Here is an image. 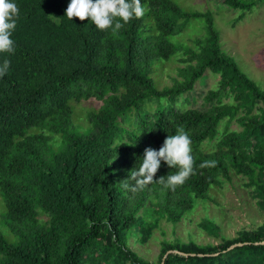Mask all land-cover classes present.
<instances>
[{
	"label": "trees",
	"instance_id": "obj_1",
	"mask_svg": "<svg viewBox=\"0 0 264 264\" xmlns=\"http://www.w3.org/2000/svg\"><path fill=\"white\" fill-rule=\"evenodd\" d=\"M257 1L221 3L244 11ZM12 2L19 8L15 52L0 53V64L10 61L0 77L1 217L12 238L0 233V264H152L130 247L129 236L147 241L160 220L176 223L231 175L246 177L264 212V90L222 51L209 11L141 0L145 15L113 33L89 19H68L70 0ZM192 17L202 19L204 35L170 40ZM176 55L183 63L175 68L179 78L156 86L153 66ZM205 70L218 78L203 101L215 103L178 108L177 96ZM86 99L99 104L84 112L81 128L71 102ZM231 120L238 128H227ZM178 126L192 141L189 179L174 191L158 183L122 189L145 147L159 149ZM205 160L217 164L200 168ZM175 171L162 162L156 178ZM197 225L220 241L162 239L158 264H264V220L232 238L209 219ZM234 243L240 244L227 248Z\"/></svg>",
	"mask_w": 264,
	"mask_h": 264
},
{
	"label": "rangeland",
	"instance_id": "obj_2",
	"mask_svg": "<svg viewBox=\"0 0 264 264\" xmlns=\"http://www.w3.org/2000/svg\"><path fill=\"white\" fill-rule=\"evenodd\" d=\"M181 9L187 11H209L212 17V26L217 31L219 44L222 51L233 58L237 67L251 78L264 90V1H257L251 9L242 11L239 8H229L221 3V0H173ZM205 33L203 21L199 17L188 20L180 35L170 37L183 38L189 43L191 36H202ZM182 41V40H180ZM180 56L165 61L160 69L153 66L150 76L158 87L170 85L173 77L179 78L175 68L183 63L179 62ZM218 76L205 70L191 90L177 96L175 105L180 109L189 107L204 109L210 103L203 101V96L209 89L216 86ZM227 100L222 97L221 101ZM73 106L72 120L81 128L85 127L84 112L88 109H96L98 100L86 99L79 102H71ZM226 119L219 123V130L224 127ZM227 128H238L234 120L227 124ZM212 143L208 146L210 147ZM246 177L231 175L229 180L222 179L219 186L210 188L209 197L197 198L191 208L186 210L176 223L160 220L151 237L139 243L129 236L128 244L146 258L152 264H158L159 244L162 239L174 241H186L192 239L196 243H217L220 236L208 234L197 223L209 219L214 222L220 235L232 238L238 231L251 229L264 220V212L259 210L254 199L250 196V187L245 185ZM4 206L0 196V233L9 241L12 238L7 227L2 222Z\"/></svg>",
	"mask_w": 264,
	"mask_h": 264
},
{
	"label": "clouds",
	"instance_id": "obj_3",
	"mask_svg": "<svg viewBox=\"0 0 264 264\" xmlns=\"http://www.w3.org/2000/svg\"><path fill=\"white\" fill-rule=\"evenodd\" d=\"M148 9L141 0H70L65 15L72 20L89 19L98 30L111 29L118 32L133 19L142 18ZM19 8L12 0H0V53L15 52V41L11 38L17 27ZM10 61L4 59L0 64V77L7 74ZM128 144L126 142H121ZM192 141L183 126H178L174 135H167L159 149L145 147L143 156L137 168L130 170L127 179L120 187L126 191L137 192L152 183L162 185L164 189L175 190L183 185L194 173V158L192 156ZM170 169H177L173 174L162 175L158 179L156 173L161 163ZM217 161L205 160L200 168L215 167ZM129 180L134 184H129Z\"/></svg>",
	"mask_w": 264,
	"mask_h": 264
},
{
	"label": "water",
	"instance_id": "obj_4",
	"mask_svg": "<svg viewBox=\"0 0 264 264\" xmlns=\"http://www.w3.org/2000/svg\"><path fill=\"white\" fill-rule=\"evenodd\" d=\"M261 242H264V240H262ZM254 243H257V242H254ZM240 243H234V244H232V245H230V246H228L227 248H230V247H232V246H235V245H239ZM170 250H168L167 252H169ZM166 253V252H165ZM160 264H162V262H160Z\"/></svg>",
	"mask_w": 264,
	"mask_h": 264
}]
</instances>
